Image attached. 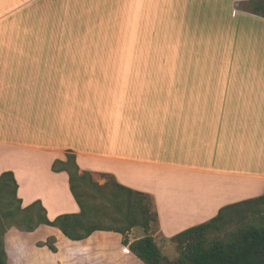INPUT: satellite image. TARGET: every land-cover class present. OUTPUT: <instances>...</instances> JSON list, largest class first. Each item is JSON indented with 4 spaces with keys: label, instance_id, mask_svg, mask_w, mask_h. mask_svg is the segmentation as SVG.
<instances>
[{
    "label": "crops",
    "instance_id": "1",
    "mask_svg": "<svg viewBox=\"0 0 264 264\" xmlns=\"http://www.w3.org/2000/svg\"><path fill=\"white\" fill-rule=\"evenodd\" d=\"M141 1L155 18L147 43L190 50L198 44L185 42L193 38L183 30L211 31L240 68L243 59L231 51L240 42L224 37L231 29L222 20L264 21L242 8L217 16L220 0ZM51 9L52 0H0V175L14 173L23 207L40 200L51 220L80 212L68 172L53 170L67 150L81 171L110 174L151 196L157 220L149 231L129 230L131 242L147 233L157 241L154 227L170 240L264 194V70L222 68L227 58L208 53L211 41L193 52L203 55L196 60L182 52L72 51L88 41L74 42L61 28L51 36ZM211 19L216 29L200 24ZM40 230L33 241L55 236L58 250L8 251L9 264H146L114 230L80 240L48 224L27 233Z\"/></svg>",
    "mask_w": 264,
    "mask_h": 264
},
{
    "label": "rangeland",
    "instance_id": "2",
    "mask_svg": "<svg viewBox=\"0 0 264 264\" xmlns=\"http://www.w3.org/2000/svg\"><path fill=\"white\" fill-rule=\"evenodd\" d=\"M215 7H217L220 11L213 12L217 16L223 14H234V12H237L239 8L250 11L256 10L258 11L256 13L264 16V0H220L219 5L213 6V8ZM120 8L121 10L118 11ZM112 10H116V12L109 13ZM130 12L134 13L133 16ZM146 12H148V14H146ZM149 13L153 12L147 11L146 8L142 6L141 0H52V9L46 19L52 26L51 36H57L56 32L58 31L60 33L61 28L62 34L72 38L71 40L74 42H77L82 38L85 41H88L83 42L81 45H71L73 48L72 51L140 52L142 54L182 52L184 53V56L188 57L192 55V58L194 57L196 60L198 56L203 55L195 54L193 52H203L204 46L201 45L206 42L209 44L211 41L208 53H221L219 54L220 57L227 58L226 61L228 66L225 64L224 66L227 67L222 68L264 70V21H250L248 19L231 21L229 19L222 20L219 18L225 22L223 24L228 25V28L231 29L229 32L224 30L223 33L226 34L224 37L232 35L240 42L239 44L237 43V45L231 50L243 59L244 67L240 68L235 67L229 60L226 46H224L223 51L219 49V42L217 43V39L219 38L211 31H209V33L212 35L205 37L204 33L199 34L198 30H183L184 33L191 34L193 38L190 39L189 37H185V42L189 43L194 41L198 44L194 47L190 46V50H188V45L180 46L181 49H177V45L165 44L161 43V41H151L150 43H147L144 38L147 37V32L151 30L148 28L152 27L148 25L150 24V20H155V18L149 17ZM147 17L149 18L147 19ZM199 20L204 21V18ZM207 21V23L201 22L200 24L205 25L203 27L216 29L212 28L214 26L211 25V22L214 21V19ZM152 30L156 31L155 29ZM202 31L204 32V30ZM154 35L161 36L159 32ZM180 35L181 34L179 32V36ZM96 40H100L98 45L95 43L97 42ZM143 40L144 43L142 44L141 42ZM231 40L234 41V39ZM192 62L197 61L192 60ZM79 173H81V171ZM92 178L98 182H104L108 179V177L102 176L101 174H94L92 175ZM144 202L149 206L151 214L154 215L151 197L145 196ZM22 207L21 202L17 200V197L14 194V187L12 184H9L8 187H4L0 190V226L4 233L6 253L8 251L12 252V250L26 249L35 244L40 246L44 245L43 243L45 241H33L36 238L43 237L44 231L40 230L36 234H31L27 233L28 231L23 230L22 226H25L26 219L20 212ZM6 212H12V214L8 215ZM16 223H20L21 226L15 225ZM263 224L264 203L257 204L256 202H251L239 205L225 212L223 220L219 222L218 229H210L207 232V243L210 245L216 239L228 240V238L232 237L241 227ZM155 228L156 227H154L152 233H154L157 237V242L164 255L163 261L167 262V260L177 259L179 256L177 242L161 237ZM48 239L56 246L57 239L55 236L48 237L47 240Z\"/></svg>",
    "mask_w": 264,
    "mask_h": 264
},
{
    "label": "trees",
    "instance_id": "3",
    "mask_svg": "<svg viewBox=\"0 0 264 264\" xmlns=\"http://www.w3.org/2000/svg\"><path fill=\"white\" fill-rule=\"evenodd\" d=\"M53 170L68 172L71 191L81 210L78 213H63L51 220L41 201L36 200L21 208L20 212L26 219L23 230L33 231L41 224H48L58 227L72 240L87 238L96 230H114L124 235L123 244L146 264H264V224L247 225L228 240L216 239L210 245L207 243V232L218 229L225 212L237 206H225L209 221L191 226L170 237L171 241L177 242L179 256L175 260L164 262L162 250L152 234L147 233L132 242L125 236L134 226H141L149 231L157 220L156 210L152 215L144 202L145 196L151 197L150 195L125 186L106 173L101 175L108 179L100 184L92 178L89 171L80 170L76 154L72 150H67L66 160L54 161ZM9 184L13 185L14 194L22 204L17 196L18 184L14 173L5 171L0 175V190ZM251 202L264 203V194L247 200L244 204ZM15 225L21 226L20 223ZM43 244L57 251V247L49 239ZM0 264H9L1 226Z\"/></svg>",
    "mask_w": 264,
    "mask_h": 264
}]
</instances>
